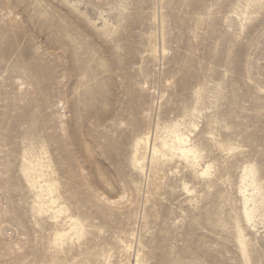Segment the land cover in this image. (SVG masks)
Returning a JSON list of instances; mask_svg holds the SVG:
<instances>
[{"label": "rangeland", "instance_id": "rangeland-1", "mask_svg": "<svg viewBox=\"0 0 264 264\" xmlns=\"http://www.w3.org/2000/svg\"><path fill=\"white\" fill-rule=\"evenodd\" d=\"M0 264H264V0H0Z\"/></svg>", "mask_w": 264, "mask_h": 264}, {"label": "bare ground", "instance_id": "bare-ground-1", "mask_svg": "<svg viewBox=\"0 0 264 264\" xmlns=\"http://www.w3.org/2000/svg\"><path fill=\"white\" fill-rule=\"evenodd\" d=\"M136 106L132 105L131 108L134 109ZM130 108V109H131ZM176 139L178 140V144L179 145H183V147H179V152L181 157H183V159H185L188 163H191L192 161L196 160V155H197V150L195 149L194 146L191 145H186V140L183 138H180L179 136H176ZM174 144H168L167 141L162 140V147L167 149L170 152H174ZM141 150H144L143 152H141ZM146 150L149 152L151 151L152 154V159L155 158V156H157L158 154H162L161 150L159 149V147L157 146V144L154 142L153 145L150 142V137L149 135H142L138 138H136V140L134 141L133 144V157L135 162L139 165L140 171L143 173L144 172V167L142 166V162H144L145 160V154H146ZM200 175L201 176H208L209 175V171H210V166L207 165L205 167V169H200ZM31 172H32V168H28L26 174L28 177H30L31 179H33V184L35 185V179L31 176ZM247 182H246V188H248L249 184H252L254 186V190L258 191V188L255 184V179H254V174H252V170H250V173L247 175ZM240 190V194L243 198V204H244V208H245V213L247 216H249V205L250 203L253 201V199L250 198V196L247 193V190ZM48 194L51 193L50 188H48ZM42 187L40 188L39 191H37V195L35 196V198L40 199L42 197ZM52 204L55 203V200L51 201ZM36 207L39 209V212H42L43 209V205L41 204H36ZM59 212V211H58ZM54 219L57 218V216H53ZM57 236L61 239L63 237L66 236V233L64 232H59L57 233Z\"/></svg>", "mask_w": 264, "mask_h": 264}]
</instances>
